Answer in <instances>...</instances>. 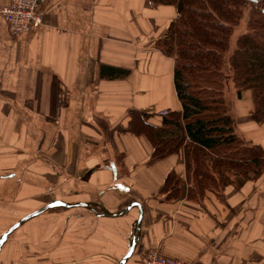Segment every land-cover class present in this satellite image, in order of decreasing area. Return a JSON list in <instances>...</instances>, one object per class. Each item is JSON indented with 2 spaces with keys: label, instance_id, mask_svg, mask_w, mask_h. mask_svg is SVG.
Segmentation results:
<instances>
[{
  "label": "crops",
  "instance_id": "obj_1",
  "mask_svg": "<svg viewBox=\"0 0 264 264\" xmlns=\"http://www.w3.org/2000/svg\"><path fill=\"white\" fill-rule=\"evenodd\" d=\"M9 2L0 0V10ZM40 12L43 26L18 36L0 13V237L54 200L95 202L111 213L140 202L141 237L127 264H144L151 250L190 264H264V173L234 175L221 192L189 199L183 152L152 162L148 139L129 132L132 112L161 126L162 114L182 111L175 59L157 48L177 8L46 0ZM244 95L237 133L264 148L254 93ZM172 172L181 192L166 200ZM138 215L48 211L9 237L0 264H118Z\"/></svg>",
  "mask_w": 264,
  "mask_h": 264
},
{
  "label": "trees",
  "instance_id": "obj_2",
  "mask_svg": "<svg viewBox=\"0 0 264 264\" xmlns=\"http://www.w3.org/2000/svg\"><path fill=\"white\" fill-rule=\"evenodd\" d=\"M151 1L177 8L178 16L157 48L175 59L174 82L182 111L162 114L161 126L151 124L149 114L132 112L129 132L148 139L152 162L183 152L189 199L221 192L234 183V175L259 178L264 173V148L247 144L237 133L225 89L232 82L239 98L252 91L253 119L264 123V0ZM247 11L251 15L246 31L230 52L231 38ZM119 71L121 77L128 74ZM180 192V179L172 172L162 193L166 200H175Z\"/></svg>",
  "mask_w": 264,
  "mask_h": 264
},
{
  "label": "water",
  "instance_id": "obj_3",
  "mask_svg": "<svg viewBox=\"0 0 264 264\" xmlns=\"http://www.w3.org/2000/svg\"><path fill=\"white\" fill-rule=\"evenodd\" d=\"M252 3H256L258 0H249ZM74 208H85L90 211H93L96 215L102 216V217H108V218H118L123 217L126 214H128L132 209L137 208L139 211L138 219L136 220L132 234L130 237V242L128 246V251L123 256V258L119 261L118 264H127L129 260L133 257L137 245L139 243L140 237H141V228H142V222L144 218V208L143 205L140 202H133L126 206L124 209H122L119 212L111 213L109 212L104 206H102L99 203L95 202H78V203H69L61 200H54L48 205L42 207L41 209L33 212L32 214H29L28 216L24 217L20 221H18L15 225H13L10 229H8L1 237H0V251L2 250L3 246L7 243L9 237L21 226L29 222L30 220L41 216L42 214L55 210V209H74ZM100 210V211H99Z\"/></svg>",
  "mask_w": 264,
  "mask_h": 264
},
{
  "label": "built area",
  "instance_id": "obj_4",
  "mask_svg": "<svg viewBox=\"0 0 264 264\" xmlns=\"http://www.w3.org/2000/svg\"><path fill=\"white\" fill-rule=\"evenodd\" d=\"M46 0H10L0 13L15 36L28 33L43 26V14L40 6ZM144 264H190L184 260L163 256L158 250H151L146 254Z\"/></svg>",
  "mask_w": 264,
  "mask_h": 264
},
{
  "label": "rangeland",
  "instance_id": "obj_5",
  "mask_svg": "<svg viewBox=\"0 0 264 264\" xmlns=\"http://www.w3.org/2000/svg\"><path fill=\"white\" fill-rule=\"evenodd\" d=\"M251 15V11H247L246 16L244 17V19L242 20V23L240 24V26L235 30L232 38H231V42H230V52L235 48L236 45V41L237 38L246 31V27H247V22L249 20V17ZM246 91L242 92L241 98L238 97V90L235 87V85L232 82H228L226 89H225V99L226 102L228 103L229 107H230V111L232 113V115L234 116L235 120L237 121V112L239 111L236 107L237 104H239V101H242V96H246L244 95ZM241 99V100H240ZM236 109V110H235Z\"/></svg>",
  "mask_w": 264,
  "mask_h": 264
}]
</instances>
